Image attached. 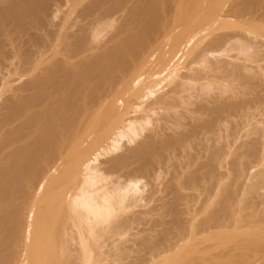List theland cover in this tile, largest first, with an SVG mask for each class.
I'll list each match as a JSON object with an SVG mask.
<instances>
[{
    "label": "bare ground",
    "instance_id": "6f19581e",
    "mask_svg": "<svg viewBox=\"0 0 264 264\" xmlns=\"http://www.w3.org/2000/svg\"><path fill=\"white\" fill-rule=\"evenodd\" d=\"M231 1L0 0V51L17 59L0 77V264H115L132 252L133 264H264V194L260 209L225 201L202 218L193 191L171 239L168 224L165 237L123 238L168 209L162 198L137 210L164 190L144 195V178L162 180L180 153L184 168L202 157L222 172L259 123L246 119L261 107L262 0ZM42 8L46 23L26 26Z\"/></svg>",
    "mask_w": 264,
    "mask_h": 264
},
{
    "label": "rangeland",
    "instance_id": "374dc122",
    "mask_svg": "<svg viewBox=\"0 0 264 264\" xmlns=\"http://www.w3.org/2000/svg\"><path fill=\"white\" fill-rule=\"evenodd\" d=\"M20 1H24V0H20ZM54 1V0H53ZM61 4H64V0H58ZM263 1V0H262ZM261 1V2H262ZM229 2L230 3H232L233 1H231V0H229ZM260 2V3H261ZM259 3V5H260V7L262 8V6L264 7V1H263V3H261L260 4ZM260 7H258V8H260ZM260 8V10L261 11H264L263 9H261ZM51 9V8H50ZM50 9L49 8H42L41 9V11L40 12H36V13H34V14H32L31 16H29V18H28V23L27 24H25L26 26H28V25H30V23L32 22V21H37V22H39V24H45L46 23V18H48V17H50V15H51V13H50ZM63 9L65 10L66 9V6H63ZM263 13V12H262ZM263 22H264V19H262V25H264L263 24ZM20 30V29H19ZM18 29H16V32L17 31H19ZM262 30V33L264 32V26H263V29H261ZM263 35H264V33H263ZM262 42L264 43V38H262ZM31 42H30V40L29 41H27V42H25V44H30ZM27 46H29V45H27ZM263 47V46H262ZM22 48H25V49H27L25 46H23V47H21V49ZM29 48H30V46L28 47V50H29ZM2 50H3V47L1 48ZM2 50L0 51L1 53H3L2 52ZM263 50H264V48H263ZM0 53V54H1ZM6 55V56H5ZM1 56H2V54L0 55V59H1V61L2 60H4L5 62H0V63H2V64H0V65H2L3 67H1L0 66V77H1V80L3 79V76H1V75H3L4 74V72L3 71H5L8 67L10 68L11 67V65H12V67L11 68H14L15 67V65L17 64V59L15 58V55L13 54V52H10L9 54H7V52L5 53H3V56H2V58H1ZM5 57H7V59H5ZM264 59L263 60H261L260 61V63L262 64V67L264 66ZM4 63V64H3ZM7 63V64H6ZM6 64V65H5ZM9 64V65H8ZM14 65V66H13ZM5 66H6V68H5ZM3 69V70H2ZM263 74V75H262ZM264 77V67H263V70L261 71V73H260V76H258V77ZM258 78L259 80H258V82H259V86H258V89L260 90V92H259V96H261L260 97V99L262 100V98L264 99V78ZM261 81V82H260ZM0 82H2V81H0ZM263 82V83H262ZM252 86V85H251ZM250 87V86H249ZM258 90V91H259ZM262 92V93H261ZM260 100V102L263 104V106H262V104L261 103H259V106L261 105V107L260 108H258V111H257V113H256V115H258V116H256V118L255 119H257V120H253V119H246L249 123H258V124H256V129L258 130V131H256V129H252V131L251 130H243L242 132H241V137H240V139L242 140V143H244L243 145L244 146H242V151L240 152V157L238 158V159H236L235 158V155L234 154H236V152H234L235 150L232 148V149H230V150H228L229 148H227V150L229 151V153H231V151H233V153L234 154H232L231 153V155L229 156V161H231V162H229L228 161V163H230V164H227L226 165V167L222 170V172H221V170H220V168H216V167H219L218 166V164H216L215 162L213 163V162H210V163H207V165H206V167H204V162L205 161H203V162H201L202 161V159L203 160H205L204 158H202V157H198L199 159H197L196 160V162L193 164V166H192V168H191V166H189L188 168H187V166H185V168H184V164L186 165V162H184L185 161V159H184V157L182 156V158H183V160L184 161H182L181 159V155H184L183 153L181 154H179L176 158H178L177 159V161L175 160V163H173V167H175V165L174 164H178L179 163V166L177 165L176 167L178 168V171L180 170L179 168H181L182 167V170H181V172L182 171H184L185 172V176L182 178V177H180L179 176V178H181L180 179V184L179 185H176V187H174V186H172V182L174 181V179H172L173 177V175H176L175 173L177 172L176 170H177V168H174V170L175 171H173V167H172V170H171V166H172V163L171 164H169V167H168V169H170L169 171H168V173H165V175H164V177H165V179H164V177H162L163 179L161 180V177H160V179H154V181L152 180L153 179V177H146V178H144L143 180L145 181H141L140 183H139V187H144V195H146V194H148L151 190H152V188H153V186L155 187H160V188H162V190L164 189V190H168V191H162V194L160 193V195H162V196H164V197H162V196H160V195H158L159 193H157V194H155V195H153V197H152V199L151 198H149L147 195V197L146 198H148V199H143L144 201H145V204H144V202H143V200H142V202H141V204H140V206H138L137 207V210L139 209V210H142V207L144 206V205H147L145 208L143 207V209H148V208H153V205L155 206H157L158 204H160L161 202H163L164 200H166V203L169 205L168 206V209H166V208H164L163 210H161L160 212H162V213H164V215H162L161 214V216H162V218H159L160 216L159 215H156V218H155V216H152V219L154 220H152L151 218L149 219H147L148 220V222L149 221H151V222H153L152 224H151V222H149V223H147V224H145V223H143V224H139V223H133L134 225V227L132 226L129 230H131V232H132V234H131V232H129L128 234H126V235H123L124 237L123 238H125L126 239V237H128L127 239H126V241L122 238V237H120V240H119V242H121V243H123L122 241L124 240V243H126L127 242V240L129 239V237H131V238H133L132 236H133V234H137V232L136 231H138L139 232V229L141 228H145V230L146 229H148L150 232H155V231H159L160 232V230H162L163 232H160V233H162V235L165 237V235H166V232L167 231H165L164 230V228H165V226H167V224H168V226L171 224L172 225V228L170 229V227H166L167 229L166 230H168L169 232L167 233V235H166V237L165 238H168V239H171L172 238V236H171V233H172V235H175V234H173L174 233V231H175V229H173V224H177V223H182V224H184L185 223V221H186V219H184V218H182V217H185V218H187L189 215L187 214L188 212H187V206H186V203H185V201H183V200H186V202L187 203H193L192 202V200L191 199H187V197L190 195V193L191 192H193V193H195V194H198L199 195V197L200 198H198V204H195V208L197 209V211H198V209L199 208H201V207H203V206H201L200 204H203L204 205V208L206 207L205 206V204H208V203H210L211 202V204L210 205H207V207L208 208H210V209H208L207 208V212L205 211H203V210H206V208L204 209V208H201L200 210H202L201 211V213H200V211H198V213H199V215L198 216H200V217H202L203 215V217H207L210 213H216V212H218V211H216V210H219V212L221 211L220 209H223V206H222V204H224L225 203V201H226V203H228L229 204V206H230V204L231 203H233V201H236V202H238L237 204H236V202H234L233 203V205H232V207L230 206V208H236V206L237 205H240L239 203H241V201L240 200H242V203H244L243 202V200L244 199H246L247 198V200L249 199L251 202H253V203H255V202H258V203H255L254 205H253V203H252V205L253 206H256L257 204V207H258V209H260V202L262 201L261 199H262V194H264V188L263 187H261V185L262 186H264V182H258V181H260V179H261V174H262V176L264 175V161L263 160H261V156H263L264 157V100H262L261 101ZM259 119V120H258ZM251 120H253V121H251ZM258 121V122H257ZM254 126V125H253ZM249 129V128H248ZM253 131H255V132H253ZM231 132V131H230ZM230 132H229V134H230ZM253 134H251V133ZM255 133V134H254ZM257 134V135H256ZM201 136V135H200ZM199 136V137H200ZM254 136H256V137H254ZM232 137V136H231ZM199 139V138H198ZM244 139V140H243ZM248 140V141H247ZM123 141H126V139L125 140H123ZM201 141V140H200ZM196 142H197V140H196ZM248 142V143H247ZM123 143V142H122ZM188 147V150H189V148H190V145L189 146H187ZM198 147V146H197ZM244 147V148H243ZM192 148V147H191ZM197 149V148H196ZM121 151V150H120ZM189 151H193V148H192V150L190 149ZM117 152H119V150L117 151ZM194 152V151H193ZM261 153H263V154H261ZM204 155H207V153L206 154H204ZM203 156V155H202ZM205 157H207V156H205ZM234 157V158H233ZM262 157V158H263ZM101 158L103 159L104 158V156H101V157H99V160H101ZM175 158V157H174ZM180 159V160H179ZM236 159V160H235ZM240 159V160H239ZM264 159V158H263ZM98 160V161H99ZM172 160H174V159H172ZM172 160H170L169 162H171ZM179 160V161H178ZM93 162V164H97V163H99V162ZM182 161V162H181ZM240 161V162H239ZM172 162H174V161H172ZM178 162V163H177ZM183 163V164H182ZM200 163H203V164H201L200 165ZM181 166V167H180ZM209 167V168H208ZM186 170V169H189V170H184V169ZM207 169V170H206ZM202 170H203V173H202ZM210 170H211V174H213L212 176H211V174H210ZM206 171V172H205ZM221 173H220V172ZM249 171V172H248ZM195 172V173H194ZM209 172V173H208ZM216 172V173H215ZM205 173H207V174H205ZM218 173V174H217ZM224 173V174H223ZM186 174L188 175V174H190V175H188L187 177H189V178H187L186 177ZM197 174V175H196ZM217 174V175H216ZM247 174H250V175H247ZM196 177H195V176ZM200 175H202V177L200 176ZM258 175V176H257ZM260 175V176H259ZM163 176V175H162ZM193 176V177H192ZM205 176H206V179H205ZM248 176V177H247ZM260 177V179H258V183H259V186L257 187L256 185H258L257 184V182H255V178H257V177ZM190 177H191V179H190ZM195 177V178H194ZM199 177H201V178H199ZM152 180V182L150 181V179ZM171 178V179H170ZM184 178H186V179H188V180H184ZM197 178V179H196ZM203 178V179H202ZM250 178V179H249ZM202 179V180H201ZM205 179V180H204ZM244 179V180H243ZM170 182H169V181ZM173 180V181H172ZM192 180V181H191ZM247 180H249V183H248V181ZM257 180V179H256ZM158 181V182H157ZM161 181V182H160ZM184 181V182H183ZM243 181H246L247 182V185L251 188H249L248 187V189H247V185H246V182L245 183H243ZM146 182H148V183H146ZM174 182H177V178H175V181ZM191 183V187H190V183ZM196 182V183H195ZM252 182V183H251ZM256 184H255V183ZM156 183H158L157 185H156ZM184 183H185V185H184ZM254 183V184H253ZM147 184H149V185H147ZM197 185V186H194V185ZM243 184H245L246 185V187L245 186H243ZM252 184V187L250 186V185ZM141 185V186H140ZM169 185H170V187H169ZM193 185V186H192ZM149 186H151V187H149ZM171 186H172V188H171ZM180 186V187H179ZM155 187V188H156ZM174 187V188H173ZM177 187H179V188H177ZM194 187H196L195 189H194ZM261 187V188H260ZM151 188V189H150ZM166 188V189H165ZM168 188V189H167ZM178 190H177V189ZM182 188V189H181ZM190 189V190H188V189ZM252 188H254V189H252ZM256 188L258 189V191H256ZM149 189V190H148ZM172 189V190H171ZM242 189V190H241ZM260 189V190H259ZM147 190V191H146ZM171 190V191H170ZM174 190H175V194H174ZM192 190V191H191ZM200 190V191H199ZM239 190H240V193H237V192H239ZM252 190L254 191V192H256V193H254L253 194V197L251 196L252 195ZM173 191V192H172ZM204 191V192H203ZM205 191L206 192H208L207 194L205 193ZM242 191V192H241ZM248 191H251V192H249L250 193V195H249V193H248ZM260 191V193H258ZM166 193V194H164V193ZM200 192V193H199ZM172 193H173V195H172ZM205 193V194H204ZM210 193V195L209 196H211L210 198L211 199H209V197H207V195ZM212 193V194H211ZM218 193V194H217ZM243 193V194H242ZM139 194V193H138ZM170 194H171V196H170ZM180 194V195H179ZM184 194H186V196L184 195ZM188 194V195H187ZM216 194V195H215ZM230 194V195H229ZM234 194V195H233ZM237 194V195H236ZM257 195V196H255V197H257V198H255L254 197V195ZM169 195V196H168ZM183 195V196H182ZM213 195V196H212ZM221 195V196H220ZM233 195V196H232ZM243 195V196H242ZM166 196H168L166 199H165V197ZM177 197V198H174V197ZM180 196V197H179ZM181 196H182V199L180 200V198H181ZM215 196V197H214ZM233 197V199L231 198V197ZM234 196H241V197H239V198H241V199H239L238 197V199H236ZM249 196V197H248ZM251 196V197H250ZM161 197V198H160ZM190 198L192 197V196H189ZM206 197H207V199H206ZM224 197V198H223ZM243 197V198H242ZM245 197V198H244ZM155 198H156V200H155ZM164 200H163V199ZM171 198V199H170ZM176 199V200H178L179 199V201H178V203L180 204H176L177 205V210H176V206H175V203H176V201H174V199ZM184 198V199H183ZM226 198V199H225ZM228 198V199H227ZM234 198H235V200H234ZM159 199V200H158ZM231 199V200H230ZM255 199H257L258 201H255ZM146 200H147V202H146ZM153 202H152V201ZM167 200L168 201H171V202H173V203H171V202H167ZM189 200H191L190 202H189ZM200 200V201H199ZM207 200H211L210 202H207ZM218 200V201H217ZM224 200V201H223ZM230 200V201H229ZM248 200V201H249ZM195 201H197V200H195ZM216 201H217V203H216ZM220 201V202H219ZM228 201V202H227ZM246 201V200H245ZM250 201L247 203L248 204V206L250 205L251 206V203H250ZM159 202V203H158ZM182 202H184L183 204L184 205H182ZM200 202V203H199ZM231 202V203H230ZM147 203V204H146ZM163 203H165V202H163ZM166 203H165V206H166ZM222 203V204H221ZM225 203V204H226ZM245 203V204H246ZM150 204V205H149ZM152 204V205H151ZM218 204V205H217ZM225 204H224V206H225ZM234 204H235V206H234ZM247 204H246V209L247 208H249V207H247ZM142 205V206H141ZM149 205V206H148ZM170 205H172V209L170 208ZM174 205V206H173ZM197 205V206H196ZM242 205V204H241ZM244 205V204H243ZM242 205V206H243ZM201 206V207H200ZM211 206V207H210ZM219 206V207H218ZM220 206H221V208H220ZM234 206V207H233ZM245 206V205H244ZM252 206V207H253ZM185 207V208H184ZM214 207V208H213ZM257 207H253V208H256L257 209ZM136 208V207H135ZM133 209L134 211H137L136 209ZM175 208V209H174ZM212 208V209H211ZM169 209H171V211H169ZM174 209V210H173ZM181 209H183V210H185V211H183V213H182V211H181ZM255 209V210H256ZM165 210H167V212L165 211ZM248 210V211H247ZM246 211H244L245 213L246 212H248L247 214H250L251 213V208L250 209H247ZM168 211H169V213H168ZM174 211H175V213H174ZM179 211V215L176 213V212H178ZM181 211V212H180ZM212 211V212H211ZM218 212V213H219ZM250 212V213H249ZM166 213V214H165ZM203 213V214H202ZM214 213V214H215ZM168 214V215H167ZM170 214V215H169ZM176 214H177V216H176ZM183 214H186L187 215V217L186 216H184ZM214 214H211V216L212 215H214ZM167 217H166V216ZM173 215H175V216H173ZM182 217H181V216ZM158 216V217H157ZM167 218V220H164L165 219V217ZM180 217V219L181 220H179V221H174L175 220V218L177 217V219ZM154 217V218H153ZM171 217V218H170ZM172 217H174L173 219L174 220H172ZM200 217H197V221L199 222L200 220H202V218L200 219ZM169 218H170V220H169ZM200 220H199V219ZM162 219V220H161ZM146 220V221H147ZM159 220V221H158ZM171 220H172V222H171ZM158 221V222H157ZM157 222V223H156ZM160 224V227H159V224ZM166 223V224H165ZM173 223V224H172ZM187 223V222H186ZM163 225H164V228H163ZM145 226V227H144ZM147 226V227H146ZM133 228V229H132ZM155 228V229H154ZM161 228V229H160ZM169 228V229H168ZM137 229V230H136ZM140 229V230H141ZM142 229V230H143ZM132 230H135V231H132ZM148 230H147V232H148ZM151 230H153V231H151ZM155 230V231H154ZM171 230H174V231H172L171 232ZM136 232V233H135ZM141 232V231H140ZM146 232V231H145ZM171 232V233H170ZM152 233V234H153ZM233 233V232H232ZM231 232H229L226 236H230V235H233ZM129 235V236H128ZM170 235V236H169ZM168 236V237H167ZM130 238V239H131ZM132 253H134V252H132ZM132 253H131V255H130V257H132V258H130V257H128V258H126V259H124L123 260V258L122 259H119L120 261H116L115 262V264L116 263H118V264H133L134 263V255L136 254H138L137 252H135V254L134 255H132ZM131 259V260H130ZM126 260V261H125ZM125 261V262H124ZM127 261H129V262H127ZM130 261H133L132 263L130 262ZM122 262V263H121Z\"/></svg>",
    "mask_w": 264,
    "mask_h": 264
}]
</instances>
